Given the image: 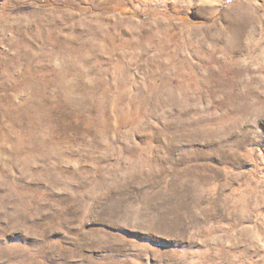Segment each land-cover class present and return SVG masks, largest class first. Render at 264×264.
Listing matches in <instances>:
<instances>
[{
  "label": "rangeland",
  "instance_id": "rangeland-1",
  "mask_svg": "<svg viewBox=\"0 0 264 264\" xmlns=\"http://www.w3.org/2000/svg\"><path fill=\"white\" fill-rule=\"evenodd\" d=\"M0 264H264V0H0Z\"/></svg>",
  "mask_w": 264,
  "mask_h": 264
}]
</instances>
